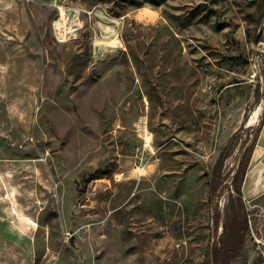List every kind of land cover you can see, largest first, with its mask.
Instances as JSON below:
<instances>
[{
	"label": "rangeland",
	"instance_id": "1",
	"mask_svg": "<svg viewBox=\"0 0 264 264\" xmlns=\"http://www.w3.org/2000/svg\"><path fill=\"white\" fill-rule=\"evenodd\" d=\"M262 30L264 0H0V264H210L232 201L264 264Z\"/></svg>",
	"mask_w": 264,
	"mask_h": 264
},
{
	"label": "trees",
	"instance_id": "2",
	"mask_svg": "<svg viewBox=\"0 0 264 264\" xmlns=\"http://www.w3.org/2000/svg\"><path fill=\"white\" fill-rule=\"evenodd\" d=\"M251 147L252 145L245 148L233 179L234 189L238 195L241 193L240 182L245 175L247 164L251 157ZM231 209L232 214L228 218V222L223 225L221 236L210 252V264H231V261L242 253L248 229L247 214L242 206L237 209L234 201L231 202Z\"/></svg>",
	"mask_w": 264,
	"mask_h": 264
},
{
	"label": "built area",
	"instance_id": "3",
	"mask_svg": "<svg viewBox=\"0 0 264 264\" xmlns=\"http://www.w3.org/2000/svg\"><path fill=\"white\" fill-rule=\"evenodd\" d=\"M261 31V30H260ZM260 31L257 34V38L254 44H252V52L249 60L250 67L253 71V76L259 75L260 82L264 84V30H262L263 38H259ZM251 237L257 245V249L264 255V237L257 235L251 229Z\"/></svg>",
	"mask_w": 264,
	"mask_h": 264
},
{
	"label": "bare ground",
	"instance_id": "4",
	"mask_svg": "<svg viewBox=\"0 0 264 264\" xmlns=\"http://www.w3.org/2000/svg\"><path fill=\"white\" fill-rule=\"evenodd\" d=\"M61 18L55 23V25H56V28H57V30L59 31V33L61 34V35H63L65 32H66V17L64 16L65 14L63 13V12H61ZM257 114H258V110H256V111H254V113H253V116H252V120H254L256 117H257ZM258 118V117H257ZM250 120V119H249ZM143 121V120H142ZM255 121V120H254ZM144 122V121H143ZM256 122V121H255ZM143 126V125H142ZM144 130V129H143ZM257 150V149H256ZM261 152V151H260ZM255 154V153H254ZM258 159H255V162L257 161ZM256 169H252L251 171H250V175H249V177H250V179H251V181L253 180L254 182H257L258 181V179H257V177H256V171H255ZM258 171H259V169H258ZM260 172V171H259Z\"/></svg>",
	"mask_w": 264,
	"mask_h": 264
},
{
	"label": "crops",
	"instance_id": "5",
	"mask_svg": "<svg viewBox=\"0 0 264 264\" xmlns=\"http://www.w3.org/2000/svg\"><path fill=\"white\" fill-rule=\"evenodd\" d=\"M263 236V235H262Z\"/></svg>",
	"mask_w": 264,
	"mask_h": 264
}]
</instances>
